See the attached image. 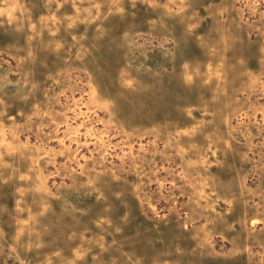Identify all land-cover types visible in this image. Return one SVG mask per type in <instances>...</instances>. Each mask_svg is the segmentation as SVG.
<instances>
[{"label": "rangeland", "instance_id": "374dc122", "mask_svg": "<svg viewBox=\"0 0 264 264\" xmlns=\"http://www.w3.org/2000/svg\"><path fill=\"white\" fill-rule=\"evenodd\" d=\"M0 264H264V0H0Z\"/></svg>", "mask_w": 264, "mask_h": 264}]
</instances>
